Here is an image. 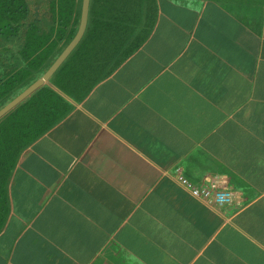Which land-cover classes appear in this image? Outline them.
<instances>
[{
    "label": "crops",
    "instance_id": "crops-1",
    "mask_svg": "<svg viewBox=\"0 0 264 264\" xmlns=\"http://www.w3.org/2000/svg\"><path fill=\"white\" fill-rule=\"evenodd\" d=\"M82 8L41 0L39 79ZM1 150L0 264H264V0H90Z\"/></svg>",
    "mask_w": 264,
    "mask_h": 264
},
{
    "label": "trees",
    "instance_id": "trees-1",
    "mask_svg": "<svg viewBox=\"0 0 264 264\" xmlns=\"http://www.w3.org/2000/svg\"><path fill=\"white\" fill-rule=\"evenodd\" d=\"M40 6L41 0H0V109L39 79L41 61L51 57L42 49ZM0 153L4 171L20 151Z\"/></svg>",
    "mask_w": 264,
    "mask_h": 264
},
{
    "label": "water",
    "instance_id": "water-1",
    "mask_svg": "<svg viewBox=\"0 0 264 264\" xmlns=\"http://www.w3.org/2000/svg\"><path fill=\"white\" fill-rule=\"evenodd\" d=\"M90 0H83V8H82V17L79 30L71 41V43L65 48L62 54L56 59V61L52 64V66L47 70V72L33 84H31L28 88H26L22 93L16 96L12 101H10L7 105L0 109V120L4 118L7 114H9L12 110H14L17 106L26 101L30 96H32L35 92H37L40 88H42L45 83L50 81L55 72L59 69V67L63 64V62L67 59V57L71 54V52L77 47L79 42L81 41L84 32L87 26L88 20V10H89Z\"/></svg>",
    "mask_w": 264,
    "mask_h": 264
},
{
    "label": "built area",
    "instance_id": "built-area-1",
    "mask_svg": "<svg viewBox=\"0 0 264 264\" xmlns=\"http://www.w3.org/2000/svg\"><path fill=\"white\" fill-rule=\"evenodd\" d=\"M179 181L194 198L204 200L209 205L225 206L234 200L231 192L220 188L221 178L219 176L209 178L206 187H198L184 177H180Z\"/></svg>",
    "mask_w": 264,
    "mask_h": 264
}]
</instances>
